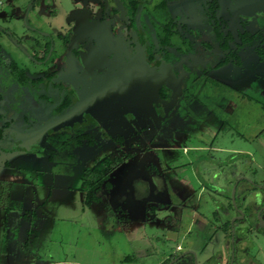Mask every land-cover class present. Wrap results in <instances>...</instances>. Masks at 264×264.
I'll list each match as a JSON object with an SVG mask.
<instances>
[{"label": "rangeland", "instance_id": "1", "mask_svg": "<svg viewBox=\"0 0 264 264\" xmlns=\"http://www.w3.org/2000/svg\"><path fill=\"white\" fill-rule=\"evenodd\" d=\"M27 1L0 0V5L5 3L0 6V27L5 31L0 30V125L9 120L7 137L21 128L41 126L47 116L43 104L33 105L27 94L29 88L16 81L6 66L12 61L31 78L39 68L23 50L28 48L25 36H29L28 27L36 17L31 6L26 10ZM155 1L150 0V5ZM54 2L57 4L54 17L50 19L45 14L41 17L42 29L50 32L65 24L66 14L75 4L74 0ZM228 4L226 1L221 9L222 31L230 33L232 46L238 41L236 32L241 28V18L227 13ZM243 9L245 5L239 3L236 11ZM258 11L249 14L246 27L260 37L254 39L251 47L239 50V66L229 63L217 71H209V79H191L194 70L187 71V75L185 69H180L186 79L171 92V111L166 114L170 123L160 126L161 135L148 148L144 147L146 140L137 142V133L125 122L124 129L110 128L106 135L92 133V140L101 146L85 145L81 149L64 144L56 137L59 133L51 130L43 136L46 142H39L38 138L30 141L35 135L32 134L27 142L28 151L20 152L15 143L2 145L0 173L23 178L20 205L30 203V197L40 202L32 205V214L19 219V226L13 229L6 223L4 228L0 227V264H168L170 260L163 256L175 249V241L197 253L196 264L212 254L227 257L230 250L227 227L211 237L210 228L200 226V230L196 223L190 224L194 221L192 212L197 211L193 207L206 212L204 216L210 222L220 219L224 223L229 219L228 207L232 214L239 209L236 207L239 192L234 191L231 198L233 185L226 193L228 207L222 197L225 178L220 170L222 163L229 159L224 164L228 172L239 169L232 157L234 150L248 152L251 167L244 169L246 174L241 177L248 183V189L261 192L264 198V190L258 188L262 184L256 183H264V57L260 60L253 52L264 34V5ZM163 13L162 10L160 14ZM191 21L200 23L197 18ZM199 50L192 52V60L202 61L209 68L217 58L215 48L213 54L202 47ZM196 71L200 75V70ZM66 74L69 76L67 71ZM65 81L74 87L79 82ZM117 137L120 143L114 140ZM192 145L197 149H192ZM119 154L129 157L110 172V186L100 192L99 201L83 205L82 170L100 167L102 159ZM201 185L204 188L198 192ZM4 188L11 187H3V191ZM188 205L193 209L183 208ZM17 213L9 211V219ZM253 216L255 221L251 223L264 228L261 223L264 208L259 217L256 213ZM243 221L244 225L233 235L238 261L245 256L241 264H264V233L254 229L249 218ZM241 222L242 219L235 220V225ZM175 233L177 239L172 238ZM190 257L186 254L178 263L191 264Z\"/></svg>", "mask_w": 264, "mask_h": 264}, {"label": "flooded vegetation", "instance_id": "2", "mask_svg": "<svg viewBox=\"0 0 264 264\" xmlns=\"http://www.w3.org/2000/svg\"><path fill=\"white\" fill-rule=\"evenodd\" d=\"M28 1L26 10L31 6L36 17L28 27L29 36H25L28 48L23 50L39 68L31 78L17 67L26 79L25 83H19L29 88L27 94L33 105L43 104L47 116L41 126L18 129L9 137L5 130L10 122L3 120L0 147L15 143L20 152L28 151L27 142L32 134L35 135L30 141L38 138L43 142V136L50 130L59 133L56 137L64 144L81 149L85 145L101 146L93 140L90 143L86 138L80 139L79 135L87 133L91 139L92 133L106 135L110 128L124 129V122L137 133V142L146 140L144 147L148 148L161 135L160 126L170 123L166 114L171 111V92L186 79L180 69H185L187 75V71L194 70L191 79H209V71H217L229 63L239 66V50L251 47L254 40L250 45L240 46L238 33L243 29L253 33L246 27V20L250 13H258L264 5V0H157L151 5L150 0H74L65 24L50 32L42 29L41 17L45 14L52 19L57 4L54 0ZM226 1L229 3L227 13L242 19H239L241 28L236 32L238 41L232 46L229 45L232 36L222 31L221 9ZM239 3L244 4L245 9L237 13ZM162 10L164 13L160 14ZM193 18L200 23L196 25V21H191ZM147 19L149 22L145 23ZM0 30L5 32L2 27ZM165 36L168 39L163 43L161 40ZM224 39L227 46L221 47ZM199 47L212 54L216 51L217 58L209 68L202 61L192 60V52L200 51ZM225 58L227 61L222 63ZM196 70H200V75ZM65 79H78L77 87ZM92 93L93 98L78 106L70 116L58 119ZM66 99L69 103L60 109ZM142 123L149 126L143 127ZM120 132L123 137L124 133ZM77 141L79 144H75ZM226 227L227 236H230L227 257L222 261L221 255L212 254L201 264H241L246 259L243 256L238 261V247L233 240L240 227L229 220ZM201 228H210L211 237L217 230L225 231L224 221L220 219L202 224ZM254 229L264 233L260 225L254 224ZM186 254L191 255L189 262L196 264L195 252L179 247L170 259L177 258L172 264H179ZM210 259L212 263H208Z\"/></svg>", "mask_w": 264, "mask_h": 264}, {"label": "crops", "instance_id": "3", "mask_svg": "<svg viewBox=\"0 0 264 264\" xmlns=\"http://www.w3.org/2000/svg\"><path fill=\"white\" fill-rule=\"evenodd\" d=\"M191 148L192 149H197V147L195 145H192ZM234 151H235L234 152L235 154L233 153L234 155H232V157H233V159L236 160V165L239 166V169H236V171L229 170V172H228L227 167L224 164H226L229 161V159H227L226 161H224L222 163L223 167H221L220 170L223 173V176L225 175V178L223 179V183L224 184H223V188H222V197H224V199L226 200L225 205L228 207V201H229L228 199L229 198L226 196L227 195L226 193L229 192V189H230L231 185H233L236 182L234 191L237 190V192H239V193H237L238 199H239V202H238L239 204H237L236 207L239 208L243 212V217L244 218H246V219L249 218V220H250L249 222L251 223L252 220H253V222L255 221V218H254L253 214L256 213V211L260 207V205L255 206L251 202H249L248 199L246 200V197H248L249 193L252 194L253 192H252V190L248 189V188H250L249 185H246L248 183L241 176L246 174V173L243 172L244 169H246V170L250 169L252 160H251V158H247L246 157L248 155L247 151L240 150V149L239 150L237 149V150H234ZM238 163H241L244 166H240V164H238ZM0 183L1 184L2 183L3 184L7 183L11 187L8 190V192H7V195H8L7 204H6L7 208L4 209L2 206H0V227L4 228L5 224L8 223L14 229L16 227V225L19 226V219L20 218L25 217L28 213L29 214L33 213V209H34L33 207L34 206H32V205L39 204L40 200L38 201V200H35L34 198L32 199L30 197V203L26 204V206L20 205V202H21L20 199L22 198V192L20 191L21 190L20 189V184L23 183V178L21 176L19 177L17 175H13V174L0 173ZM256 183H260L262 185L264 184L261 181L260 182H256ZM202 189H203V186L202 185L199 186L198 192H200ZM244 193H246V194H244ZM15 197H17L18 199L15 198ZM19 197H21V198H19ZM14 201H18L19 205H16V202H14ZM13 202L15 204H13ZM13 205H15V207ZM219 205H220V203L218 204V206ZM183 208H187L189 210H192L194 208L193 210H197L194 213L191 211L192 212V216H193V218L191 220H194L192 222H195L197 224L196 226H198V228L200 226H202V224L210 222L208 217L204 216V214H206V212L203 213V212L199 211L198 209H195V208H198V207H193V208L190 209V207L188 205V206L183 207ZM4 211L6 213H5V215H2V214H4V213H2ZM9 211H11V212L14 211V213H16V212H18V213H17V215H15V217H11V220H10L9 219V215H8ZM227 211H228L227 214L229 215V219L233 215H234V217H232L233 221L238 220V219H242V218L237 217L238 216L237 211H235V213L232 214L229 207H228ZM6 219H7V221H6ZM243 220H242L241 223H239L237 225L238 227H241V225L242 226L244 225V221ZM261 223H263V221ZM251 224H254V223H251ZM186 232L187 231H185L184 234H186ZM182 236L183 235H181V237ZM176 237H177V234H174L172 236L173 239H177ZM174 245H176L174 248H178L179 247V248H181L184 251H187V249H188V251L191 250L193 252V250L190 247L181 245L179 241L178 242L175 241ZM174 251H175V249L172 252L168 253V255H164L163 256L164 259H166V258H170L171 259V257H173ZM202 251H203V248H201L199 250L200 253ZM195 254L197 255L196 252H195ZM206 258H204L202 260V262L203 261L205 262ZM221 259H223L222 256H221Z\"/></svg>", "mask_w": 264, "mask_h": 264}, {"label": "trees", "instance_id": "4", "mask_svg": "<svg viewBox=\"0 0 264 264\" xmlns=\"http://www.w3.org/2000/svg\"><path fill=\"white\" fill-rule=\"evenodd\" d=\"M264 24V23H262ZM256 37H260L259 34H257L256 32L250 33L247 30H242L241 32L238 33V38H239V45L243 46V45H250L252 43V41L256 38ZM218 38V37H216ZM167 36H165L161 42L165 43L167 41ZM226 39H224L221 43L220 46L221 47H226ZM254 51L257 54L258 58L261 60L264 57V34L261 35V38L259 40V42L257 43V45L254 46ZM227 58H225L224 60H222L221 62H226ZM7 68L9 70V72L11 73V75L15 78L16 81L20 82V83H25L26 79L24 78V74L22 73V71L20 69H18L16 67V65L14 63H7ZM69 103V100H65L62 104L61 107H66L67 104ZM264 108V105H263ZM2 126L0 127V139L2 137ZM79 138H86L88 140V142H92L91 138L88 137L87 133L86 134H82L79 135ZM78 138V139H79ZM116 142L120 143V137H117L116 139H114ZM75 144H79L78 141L75 142ZM127 158V155H112L110 158L106 157L104 159H102L101 161V166L100 167H91V168H86L82 170L81 173V180L83 183V198H82V203L85 206H89L91 203L97 202L100 200L101 197V191L107 189L110 186V182L108 180L110 172L112 171V169L117 166L118 164L122 163L125 159ZM1 184V183H0ZM3 185V186H1ZM1 189H0V194L3 197V202L0 204V206H2L4 209H6V204H7V192H8V188H4L3 191V187H8L5 184H1ZM244 219V217L242 218V220ZM228 221H226L224 223V228H226ZM172 258V257H171ZM170 258H168L169 261Z\"/></svg>", "mask_w": 264, "mask_h": 264}, {"label": "water", "instance_id": "5", "mask_svg": "<svg viewBox=\"0 0 264 264\" xmlns=\"http://www.w3.org/2000/svg\"><path fill=\"white\" fill-rule=\"evenodd\" d=\"M93 95L94 94L92 93V94H89L86 97L82 98L80 101H78L77 103H75L67 113H65L64 115L60 116L58 119H62L64 117H66V116H70L75 111V109L78 106H80L81 104H85L88 100L92 99L93 98ZM235 185H236V182L233 184V187H232V190H231V198L232 199H233ZM258 188L264 190V185H259ZM249 195H250V197H249ZM249 195H248V198H247L249 202H251L255 206L260 205V207L256 211V216L259 217L260 212L264 208V198H263V194L261 192H253L252 194L249 193ZM236 211L238 213V216L237 217L243 218V212L240 209H237ZM232 222H233V220L231 219L230 220V223H232ZM262 224H264V221H263ZM176 259L177 258H174V259L170 260L168 264H172Z\"/></svg>", "mask_w": 264, "mask_h": 264}]
</instances>
